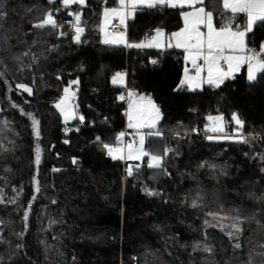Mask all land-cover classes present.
Instances as JSON below:
<instances>
[{"label": "trees", "instance_id": "16d2710c", "mask_svg": "<svg viewBox=\"0 0 264 264\" xmlns=\"http://www.w3.org/2000/svg\"><path fill=\"white\" fill-rule=\"evenodd\" d=\"M119 5L0 0V264H264V74L249 81L243 67L219 87L188 90L183 51L102 41L104 11ZM204 6L216 27L232 15L222 0ZM184 10L137 9L129 44L181 30ZM49 13L57 26L36 27ZM245 25L233 18L234 30ZM245 40L259 52L264 23ZM117 73L126 84L113 83ZM77 80L83 120L65 123L56 104ZM126 85L161 112L150 156L131 165L103 147L126 128ZM215 116L230 124L227 138L205 131ZM152 155L159 168L148 167Z\"/></svg>", "mask_w": 264, "mask_h": 264}, {"label": "snow or ice", "instance_id": "6c2138e0", "mask_svg": "<svg viewBox=\"0 0 264 264\" xmlns=\"http://www.w3.org/2000/svg\"><path fill=\"white\" fill-rule=\"evenodd\" d=\"M85 0H63V3L71 5L74 3L83 4ZM120 9H112L111 13L105 12V17L109 14L113 16H120L121 22L124 20V9L130 8L135 10L137 5H146L149 8L157 7L159 5H166L172 8H193L194 11L183 13L184 28L181 31L172 34V38L175 39V47L183 48L187 52V59L191 63V69L194 70V75H189V69L185 68V80L182 83L189 84L190 87L198 88L202 83L214 84L219 87L225 79L232 77L234 73L238 72L242 65H247L248 79L250 81L257 78V73L264 74V45L261 46L259 52L251 49L245 42V37L248 32H251L255 24L264 23V0H222V7L225 13L232 15L227 16L228 22L220 27H216L213 23L214 15L212 11L206 9L205 0H119ZM243 14L246 19V25L243 29L234 30L232 27L233 18ZM6 15V13H0V16ZM80 16H76V41L80 42V34L84 31L79 26ZM51 26L55 28L56 21L53 19L51 13L47 15V18L36 27ZM203 29V31H202ZM162 35V33H157ZM105 43H113L107 38ZM122 42V41H121ZM130 47H145L151 45H129ZM171 46V45H170ZM255 61V63H253ZM122 73H117L113 79V83L119 79L123 81ZM73 84H78L79 81H72ZM19 88L25 92H31L27 86L21 84ZM75 95V93H71ZM129 95H134L130 93ZM69 96V89H65V100ZM123 99V97H120ZM144 98L141 97V100ZM62 100L61 103H64ZM60 108V104L56 105ZM131 111L129 112V120H135L134 123H129L130 128H149L155 129L157 122L160 119V109L149 98L147 101V107L142 108L139 112L136 111V105L133 103L130 105ZM67 121L72 117L71 110L65 111L61 109ZM83 120V117H80ZM213 119L209 117V120ZM233 120L243 128V122L237 117L233 116ZM34 125H38V121L33 119ZM215 131V129H212ZM153 135H161L159 131L151 133ZM38 135V132H37ZM123 136V133L121 134ZM67 143V141H65ZM144 136H140V149H138V155L136 159H140L141 156H147L148 153L143 150ZM109 155L114 152H119L120 149L113 148L107 144L103 145ZM129 153L128 157L132 158L133 153L131 151L132 145H128ZM123 156H113V159H123ZM162 157L152 155L148 163L149 168H159L161 166ZM75 162V161H74ZM40 163V152L37 149L36 164ZM131 175V170H129ZM37 190H39L37 188ZM155 195V193H150ZM195 206V204L193 205ZM237 231L242 230L239 225H234ZM239 247V245H237ZM210 251V249H205Z\"/></svg>", "mask_w": 264, "mask_h": 264}, {"label": "rangeland", "instance_id": "374dc122", "mask_svg": "<svg viewBox=\"0 0 264 264\" xmlns=\"http://www.w3.org/2000/svg\"><path fill=\"white\" fill-rule=\"evenodd\" d=\"M87 3V0H85V2L83 4H79V3H74V4H71V5H67V6H72V5H79V6H85ZM160 6V5H159ZM162 6H166V5H162ZM138 7H146V8H149L147 7L146 5H137V7L135 8V10H130V8H125L124 9V20H123V23L126 24L127 23V17H133V14L135 13V11L138 9ZM170 7V6H168ZM115 9H120V5L118 7H114ZM114 8H109V9H106L104 11V15H103V19H102V41L104 42L105 39L107 38L108 40L110 41H115L113 43H106L108 45H114V46H126L127 45V34L123 33L124 34H119V35H116V36H112V35H109L106 30H107V27H109V25L111 23H113L114 21H118V22H121V19H120V16H113L111 14H109L107 17H105V12L108 11L109 13H111V10L114 9ZM172 8V7H171ZM185 9L187 10H184L183 13L185 12H191V11H194L193 8H189V7H186ZM129 14V15H128ZM128 15V16H127ZM129 19V18H128ZM182 19H183V14H182ZM184 28V20H183V27L182 29ZM254 28V26H253ZM181 29V30H182ZM180 30V31H181ZM253 30V29H252ZM203 31V29H202ZM162 33V35H158L157 33ZM125 35V36H124ZM152 38V37H151ZM154 39H152V44L154 46V48H156V50H164L165 49V43L167 44L166 46H169L172 45L171 41L167 40L166 41V34L163 30H158L155 32L154 34ZM122 41V42H121ZM105 43V42H104ZM264 45V44H263ZM168 47V48H169ZM185 54V59H186V63H188L190 66H186L185 68H188L190 71H189V75H194V70L191 69V63L190 61L187 59V52L185 51L184 52ZM255 63V61L253 62ZM243 67H246L247 68V65H242L240 70L243 68ZM240 70L236 73H234V75H236L237 73L240 72ZM259 72L257 73V78L259 76ZM233 75V76H234ZM232 76V77H233ZM231 78V77H229ZM247 78H248V72H247ZM256 78V79H257ZM228 79V78H227ZM225 79V80H227ZM255 79V80H256ZM124 77H123V81L121 82L119 79H117V82L114 83L116 85H121V84H124ZM185 80V70H184V74H183V81ZM224 80V81H225ZM249 80V79H248ZM255 80H252V81H255ZM182 81V82H183ZM250 81V80H249ZM185 85L186 83H182V85ZM210 85L208 83H202L200 87L198 88H193V87H190L191 89L190 90H202L203 89V86L204 85ZM222 84V83H221ZM220 84V85H221ZM189 85V84H188ZM215 86L214 84H211L210 86ZM75 86L76 84H73L71 83L67 89H69V96L67 98V100H65V91H64V94L62 95V97L58 100L57 104H60V108H58V110L60 111L63 119H64V122L65 123H71L73 120H75L76 118H80V115H79V112H78V107H77V104H76V89H75ZM217 87V86H215ZM75 93V95H71V93ZM141 97H143L144 99L141 100ZM149 98L145 97V96H139V95H129V100H128V103L126 104V111H125V115H126V127L127 129L130 131V137H132L133 135L136 136L137 138V143H134V142H129L126 144V149L125 151L123 150V139L121 138V136H119L118 138V146L120 145V147L118 149H120L119 152H114L112 155H109L110 157L113 158V156H123L124 158L123 159H118V160H122L123 162H131V163H141L143 162L148 156H150L149 154V151H148V139L150 136H155L151 133H154L156 132V128L158 126V124L160 123L161 121V112H160V119L159 121L157 122V125H156V128L155 129H149V128H130L129 127V123H134L135 120H132L130 121L129 120V112L131 111L130 109V105H132L133 103H135L136 105V111L139 112L142 108H146L147 107V101H148ZM62 100H65L64 103H61ZM156 106L157 104L151 100ZM158 107V106H157ZM159 108V107H158ZM61 109H64L65 111H68L69 109L71 110V113H72V117L73 118H70L68 119L67 121L65 120V116L64 114L62 113ZM213 119L209 120L208 119V123L207 125L205 126V131L207 132L208 136L210 139L212 140H217V139H224V138H227V130H226V121L224 119L223 116H215V117H212ZM212 129H215V131H213ZM149 132V133H148ZM143 135L144 136V144H143V150L146 151L148 153L147 156H141L140 159H136L135 157L138 155V149H140V136ZM240 135V130H238L237 128V131L234 132L233 136L234 138H239L238 136ZM132 145V148H131V151L133 153V157L132 158H129L128 157V153H129V147L128 145ZM114 148V147H113ZM117 160V159H116ZM150 160V159H149ZM151 162V161H149ZM130 163V165H131Z\"/></svg>", "mask_w": 264, "mask_h": 264}, {"label": "built area", "instance_id": "2783aa9c", "mask_svg": "<svg viewBox=\"0 0 264 264\" xmlns=\"http://www.w3.org/2000/svg\"><path fill=\"white\" fill-rule=\"evenodd\" d=\"M128 23H129V19L128 18H127V23L124 24V26L122 25L123 24L122 22L115 21V22L111 23V25L109 27H107V32L108 33H119V32H123L124 31V33L128 35ZM147 41H149V38L144 39L142 41V43H145ZM129 45H131V44H129ZM129 45L127 46L128 49L130 48ZM125 76L126 77L128 76V72L127 71L125 72ZM130 93H134V89H131V88H129L126 85L125 91L122 94V97H123L122 100L125 102V105L128 103L129 94ZM229 128H230V124H226V129L228 130ZM122 133H123V136H121V135L120 136L123 139L124 143H123L122 147H123V150L125 151L126 146H127L126 144L128 143V141L137 143V138L134 135L132 137H130V131L127 129V127L125 128V130ZM118 147H120V145L119 146L118 145L115 146V148H118Z\"/></svg>", "mask_w": 264, "mask_h": 264}, {"label": "crops", "instance_id": "0c3cea01", "mask_svg": "<svg viewBox=\"0 0 264 264\" xmlns=\"http://www.w3.org/2000/svg\"><path fill=\"white\" fill-rule=\"evenodd\" d=\"M187 7V6H186ZM186 7H184V8H186ZM140 8H146V7H138V9H140ZM129 15V14H128ZM127 15V16H128ZM127 18H129V20H130V17H127ZM115 22V21H114ZM213 23H214V21H213ZM111 25V24H110ZM109 25V26H110ZM123 26H124V23L122 24ZM180 31V30H179ZM178 32V31H177ZM109 35H112V36H116V35H119V34H124L123 32H119V33H108ZM125 36V35H124ZM154 37V36H153ZM150 38L149 39V41H147V42H145V43H139V44H143V45H151V46H145V47H139V48H147V49H156V48H154V46H153V44H152V39H154V38ZM245 39H246V37H245ZM171 41V43H172V45L169 47V46H166L167 44V42L165 43V49H177V50H181V51H183V52H185V50L183 49V48H177V47H175V43H176V41H175V39L174 38H172V35L171 36H167L166 35V41ZM245 42H246V40H245ZM139 44H137V45H139ZM129 45V42H128V40H127V45L126 46H128ZM169 47V48H168ZM185 54V53H184ZM184 60H185V67L186 66H190L188 63H186V59H185V55H184ZM184 70H185V68H184ZM183 74H184V72H183ZM124 84H126V77H124ZM182 81H183V77H182ZM182 86H184L185 88H187L188 90H190L191 88L189 87V85L186 83L185 85L183 84ZM205 86H210V85H204L203 86V88L205 87ZM211 87H215V86H211ZM127 126V125H126ZM149 133V132H148ZM115 148V147H114ZM119 148V147H118ZM109 156V155H108ZM110 157V156H109ZM110 158H112V157H110ZM113 159V158H112ZM113 160H116V159H113ZM118 160V159H117ZM126 162H128V161H126ZM131 163V162H130ZM135 163V162H134ZM137 163V162H136Z\"/></svg>", "mask_w": 264, "mask_h": 264}]
</instances>
